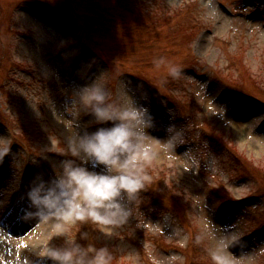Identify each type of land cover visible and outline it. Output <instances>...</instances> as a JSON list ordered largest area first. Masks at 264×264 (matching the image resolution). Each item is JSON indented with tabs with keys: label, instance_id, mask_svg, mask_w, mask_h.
Wrapping results in <instances>:
<instances>
[{
	"label": "rangeland",
	"instance_id": "374dc122",
	"mask_svg": "<svg viewBox=\"0 0 264 264\" xmlns=\"http://www.w3.org/2000/svg\"><path fill=\"white\" fill-rule=\"evenodd\" d=\"M83 1L118 23L101 30L75 20L68 0H0V264H53L39 258L49 243L69 247L85 233L121 264H214L215 236L236 235L243 243L232 251L264 264V0ZM137 37L150 44L132 48ZM160 56L183 74L157 67ZM102 72L110 100L126 88L151 113L154 136L175 124L184 142L174 152L153 142L157 156L144 162L152 181L125 225L109 235L91 221L66 223L60 236L54 220L28 213L26 193L70 156L75 91ZM99 126L80 109L81 129ZM211 135L239 159L209 150ZM219 159H234L236 171ZM156 197L159 207H149Z\"/></svg>",
	"mask_w": 264,
	"mask_h": 264
},
{
	"label": "clouds",
	"instance_id": "9594fccd",
	"mask_svg": "<svg viewBox=\"0 0 264 264\" xmlns=\"http://www.w3.org/2000/svg\"><path fill=\"white\" fill-rule=\"evenodd\" d=\"M155 63L157 67L166 64L172 76L183 74L179 65L164 56ZM104 73L75 91L77 110L69 121L74 132L64 149L70 156L54 165L51 178L35 177L26 193L32 206L28 213L42 221L54 220L60 236L65 234L66 223L91 221L109 235L125 225L133 214L130 205L136 204L150 180L144 162L157 156L153 142L170 152L184 142L183 131L175 124L168 126L165 138L154 136L150 131L155 126L151 113L126 88L121 98L110 100ZM224 107L226 110L227 105ZM80 109L100 126L81 129ZM191 160L197 162L194 156ZM215 239L210 249L214 264H250L247 255L232 251L236 244L243 243L241 236L224 238L223 242L219 236ZM69 243V247L49 243L39 258L50 259L53 264H112L114 253L107 246L84 247L74 239Z\"/></svg>",
	"mask_w": 264,
	"mask_h": 264
},
{
	"label": "trees",
	"instance_id": "16d2710c",
	"mask_svg": "<svg viewBox=\"0 0 264 264\" xmlns=\"http://www.w3.org/2000/svg\"><path fill=\"white\" fill-rule=\"evenodd\" d=\"M68 1L72 6V8L70 10H72L73 14L75 15V17H76L75 20L81 21V20H79L81 18L82 20H84V22H86L87 25L88 24L95 25V26L99 27V29H101V30H107L106 28H108L109 26H115L118 23V20H116L113 16L109 17L108 14H106V11L104 9H101V7H95L94 8V7L86 6V4L84 5L85 1H83V0H68ZM119 25H121V23ZM127 30L128 29H124V32H126ZM118 33H119V37H118L119 42H121L123 32L120 31ZM88 40L89 41H94V40H91L90 37H88L86 39V45L91 46L89 44ZM94 42L99 45V43H97L96 41H94ZM145 44H147V42L145 41L144 38L143 39L138 38V41H132V48H134V47L138 48L139 46H145ZM99 46H101V45H99ZM96 51L99 52L98 50H96ZM109 51H108V53H109ZM149 51H150V53H152L149 56L153 57L154 53H155V49H150ZM140 59H142V58H140ZM131 61L133 62L134 65H137V64L139 65V64L145 63V62L139 61L138 59H136V61L135 60H131ZM144 61H147V59ZM150 61H153V60L148 59L147 62H150ZM216 146L218 147V146H222V145H220L216 142ZM229 149L231 150V154L235 155L236 150L234 148H229ZM234 157H235V159L238 160L240 156L235 155ZM235 162L236 161L233 159L232 163L235 164ZM234 164L228 168L230 171H232V170L236 171L237 166H236V168L233 167ZM241 170H244L245 172H243V174H247V176H251V177L254 176V174L250 173L249 168H247L245 166H242ZM153 200H154V203L152 204V207H159V204H160L159 197H156V199H153ZM82 241H83L84 247H87L89 244H95L96 245V242L94 240L91 241L86 236L83 237ZM97 247H100V246H97ZM112 264H121L120 259L115 254H114V259L112 260Z\"/></svg>",
	"mask_w": 264,
	"mask_h": 264
},
{
	"label": "bare ground",
	"instance_id": "6f19581e",
	"mask_svg": "<svg viewBox=\"0 0 264 264\" xmlns=\"http://www.w3.org/2000/svg\"><path fill=\"white\" fill-rule=\"evenodd\" d=\"M236 129H237L238 135L243 136V130L240 127H237ZM43 225L44 224L42 223V221L41 222L39 221L38 224H37V226H36V228L42 227Z\"/></svg>",
	"mask_w": 264,
	"mask_h": 264
}]
</instances>
